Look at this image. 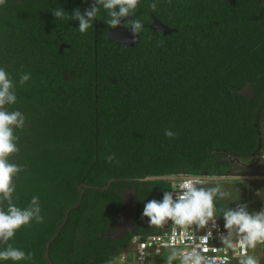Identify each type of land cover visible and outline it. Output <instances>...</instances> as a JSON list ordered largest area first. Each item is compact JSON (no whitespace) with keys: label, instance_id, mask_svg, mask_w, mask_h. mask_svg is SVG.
I'll list each match as a JSON object with an SVG mask.
<instances>
[{"label":"trees","instance_id":"1","mask_svg":"<svg viewBox=\"0 0 264 264\" xmlns=\"http://www.w3.org/2000/svg\"><path fill=\"white\" fill-rule=\"evenodd\" d=\"M21 1L0 9V67L17 82V103L8 110L26 121L15 130L19 152L10 159L23 168L14 202L26 208L38 197L44 218L9 241L32 254L29 264H48L46 245L78 203L80 184L92 188L53 242V264H108L131 243L134 234L104 238L125 208L122 195L159 200L173 188L144 178L226 177L228 156L260 153L264 0H184L171 10L175 33L150 32L135 48L94 24L86 34L56 35L58 0H31L26 11ZM63 45L70 48L61 53ZM24 74L31 78L20 86ZM248 86L254 98L241 94ZM250 192L240 205L252 211Z\"/></svg>","mask_w":264,"mask_h":264},{"label":"clouds","instance_id":"2","mask_svg":"<svg viewBox=\"0 0 264 264\" xmlns=\"http://www.w3.org/2000/svg\"><path fill=\"white\" fill-rule=\"evenodd\" d=\"M87 2V0H85ZM141 0H91L87 10L76 8L68 17L78 22V30L86 34L98 19L101 11L107 13L106 25L109 29H116L124 23H130L128 30L132 40L143 30L144 25L139 19L133 17ZM6 5V0H0V9ZM153 2L151 7L156 8ZM64 7L58 6L52 10L55 20H63L66 17ZM29 74L21 75L19 85L23 86L30 80ZM17 82L10 78L8 72L0 67V264H29L32 254L14 247L12 241L17 232L30 226L33 221L43 223L41 207L38 197H33L26 208L16 205L14 180L23 171L20 165L10 162L11 157L19 152L15 130L23 129L25 116L19 110L9 111L8 107L17 103ZM168 137H173L170 130L165 132ZM261 155V153H260ZM109 161L113 157H108ZM205 181L195 178L182 180L172 192H163L162 199H151L144 204L142 217L147 218L151 226L161 227L168 222L173 225L171 243H183L185 236L193 240L187 229L193 225L205 228L209 223L216 227V217L222 214L224 231L220 234L221 242L226 246L223 251L231 249L239 264H260L256 255H250L249 250L259 247L264 248V209L249 211L247 205L236 207H224L218 209L216 202L231 196L226 191L224 184L226 178L211 176L207 183L209 186H201ZM181 229L177 237L175 229ZM212 233L200 238L199 243L183 249L172 248L167 254L166 264H214L215 257L204 255L209 249L205 246L208 237ZM213 252L216 249H212ZM124 254L113 257L108 264H125Z\"/></svg>","mask_w":264,"mask_h":264},{"label":"flooded vegetation","instance_id":"3","mask_svg":"<svg viewBox=\"0 0 264 264\" xmlns=\"http://www.w3.org/2000/svg\"><path fill=\"white\" fill-rule=\"evenodd\" d=\"M29 2L31 3V0H22L21 1V4L23 5L24 11H26ZM153 2H155L157 5L155 10H153L151 7V4ZM179 2H184V0H141V3L139 4L137 10L135 11L133 17L130 18V19H139L142 22V24L144 25L143 30L138 34L139 41L135 47L140 45V43H142V39H143L142 37L146 36V35L148 36V33H150V32H152L156 35H160V34H163L164 32L159 28H169V29L173 30V28L169 25L171 10L175 6H177V4ZM90 4H91V0H87V2H85V0H58L56 5H55V8H57L58 6H62V7H64V9L66 11H69V12L66 14V17L63 20H55V18L53 17L54 18L53 23H54L55 27L57 28L55 30L56 35L57 34L66 35L67 33L79 31L78 30V22L72 21L68 17L71 16V11L75 10L76 8H81L82 10L86 11L87 8L90 6ZM107 19H108L107 13L102 10L98 19L93 24H94V27L96 29L99 27L103 31H106L108 34V37H110V32L112 30H115V29H109L107 27V25H106ZM130 28H131L130 23H124L120 27H118L117 30L120 33L119 38L122 39V38L128 37V35L130 34L128 30ZM154 28H156V29H154ZM152 36H154V35H152ZM62 47H69L70 48L69 45H63ZM62 47H61V49H62ZM65 49H68V48H65ZM64 50H63V52H64ZM60 52H61V50H60ZM63 52H61V53H63ZM252 95H250V97L254 98V94H252ZM259 155H260V153H259ZM229 161L231 162V160H226L223 162V165H225L227 168H229V166H231L230 164H227V162H229ZM239 161L240 162L236 163V161H235V163H233L232 173H241V172H244L246 169H251V168L254 169L255 166H257V165L259 166V164H261V162L262 163L264 162V161H262V157H259V156L256 158V162L258 164L254 165V166H253V164H255L256 162L253 164L252 163L251 164H245L241 160H239ZM250 166H252V167L249 168ZM227 172H228V169H227ZM133 193H134V191H133ZM131 196H134V194H132ZM138 201L140 204L143 200L142 201L138 200ZM123 210H125V208ZM131 211L133 212L134 210L132 209ZM132 215L133 214H131L129 217L123 215V216L119 217L118 219L116 218L115 225H113L112 229L109 231V233H107L108 235L110 234V238H108V239L123 241V240L129 238L131 235H133L132 231L135 229L136 226H137V229L139 230V233H140L141 229H143L141 221H140V219H134V223H133L134 226H132L130 223V219L133 218V217H131ZM124 232L129 233V235L127 237H124V235H125ZM111 236H114V237H111Z\"/></svg>","mask_w":264,"mask_h":264},{"label":"water","instance_id":"4","mask_svg":"<svg viewBox=\"0 0 264 264\" xmlns=\"http://www.w3.org/2000/svg\"><path fill=\"white\" fill-rule=\"evenodd\" d=\"M118 28H116L115 30H112L110 32V37L111 39L116 43V44H120V45H124L126 47H134L138 41H139V38L138 36L135 38V40H132L130 34L128 35V37H125V38H119V31L117 30ZM156 29V28H154ZM161 29L163 32H164V35L165 36H168V35H172L173 33L176 32V30H171L169 28H159ZM65 48H69V47H62L61 49V52H63V50ZM66 75V80H69L71 79V75L70 74H65ZM116 83V82H115ZM246 93H249L250 95H252L253 93L250 91L249 89V86L243 91L241 92L242 95H246ZM253 96V95H252ZM260 150H262V144L260 146ZM261 152V151H260ZM259 156L256 155L255 157L253 158H257ZM228 159L231 160V162H227V164H230L231 166H229L228 168V175L224 178H226V181H234V180H245V181H253V180H264V166L262 165H257L255 166L254 169H252L250 166L249 168L251 169H246L244 172H241V173H232V166H233V163H236L237 162H240L238 157H235V158H231L230 156H228ZM258 161V160H257ZM186 178H189L187 176H173V177H146L143 179L144 182H172V183H178V182H181L182 180L186 179ZM204 180H206V182L208 181L209 178L207 177H203ZM113 181H110L108 186L105 188V190L109 189V187L111 186ZM92 187L90 186H87L85 184H80L78 189H79V201L78 203L75 205V206H72L70 209L67 210L66 214H65V218H64V221L63 223L61 224V226L58 228L56 234L48 241L47 245H46V252H45V259L46 261L48 262V264H53L52 261L50 260V248L53 244V242L58 238V236L60 235L62 229L66 226L67 222H68V219H69V216L71 214V212L73 210H76L78 208L81 207L82 205V202H83V196H84V190H87V189H90ZM134 196H131L132 193L127 191L125 194L122 195L123 199H124V205H125V210L117 213L116 215V218L118 219L119 217L125 215V216H130L131 214H133L130 219V223L132 226L133 223H134V219H140L141 221V224L143 226H151L147 223V218H144L142 217V212H143V208H144V204L147 202V201H142L140 204H139V201H138V198H137V194H136V191H134ZM134 210L133 212L131 210ZM129 219V218H128ZM171 224V222H168L166 223L165 225L163 226H169ZM152 227H156V226H152ZM165 232V231H164ZM111 233V232H110ZM132 233L135 235V236H138L139 235V230L137 229V226L135 227V229L132 231ZM124 237H127L129 235V233H126L124 232ZM111 237H114V236H111ZM104 238H110V234H106L104 236ZM123 239V238H122Z\"/></svg>","mask_w":264,"mask_h":264},{"label":"built area","instance_id":"5","mask_svg":"<svg viewBox=\"0 0 264 264\" xmlns=\"http://www.w3.org/2000/svg\"><path fill=\"white\" fill-rule=\"evenodd\" d=\"M187 177L200 179L205 181L206 183V180H204L203 177H192V176H187ZM179 183L180 182L173 183V188L170 192H172L174 188L178 187ZM205 183L201 186H204ZM180 231L181 229L179 228L175 229L177 237H179ZM223 231H224V227L218 221V219H216V227H213L211 222L205 228H198L196 225H193L187 229V232L192 235L193 240H189L187 236H185L183 243H171L169 247H164L165 243L170 241V238L173 234V225L170 224L169 228L161 234L148 235L145 239H142L141 237H135L133 239V242L136 244L137 247L136 259L139 264H149L150 253L158 257L166 250L171 251L172 248H177V249H183L185 247L191 248L194 246V243L200 242L201 237L206 236L208 235L209 232H211L212 235L208 237L207 243L205 245L209 249V251L207 253H204V255L209 257H215L216 259L214 261V264H231L234 259H238V258L233 256L231 249H228L227 252L223 251V249L226 247L221 242L220 234ZM214 248L216 249L215 252L212 251V249ZM152 264H159V263L154 262Z\"/></svg>","mask_w":264,"mask_h":264},{"label":"crops","instance_id":"6","mask_svg":"<svg viewBox=\"0 0 264 264\" xmlns=\"http://www.w3.org/2000/svg\"><path fill=\"white\" fill-rule=\"evenodd\" d=\"M262 147L264 149V133H263V137H262ZM254 165H256V164H254ZM259 165L264 166V162L261 163V164H259ZM246 182H248V183H246ZM250 182L264 184V180H255V181H245L244 180L243 182L240 181V183H244V185H243V188H244L243 191L246 190V188H249V187L251 189L250 194L252 195V198H253L252 199V211H255L256 210L255 209L256 207H257L258 210L264 209V206L261 205L262 203H264V198L261 197V198H258L257 199V193H258L259 190H260V192L262 190H264L263 189L264 188V185H262V187L257 185L258 188L254 191V189L251 186L248 185ZM228 183H229V185L231 187L232 182H228ZM254 183H252V184H254ZM240 199L238 201H236V203H233L235 201L232 202L231 199H227L228 202H227V205L226 206L227 207H236V206L240 205ZM216 219H218V221L223 225L222 214H219L218 213ZM169 226H161V227L143 226V229L146 230V231H149V233L151 231H153V230H159L162 233V232L166 231L169 228ZM143 229H141V230H143ZM135 237H140V235L134 236L133 239ZM133 239H132V242L131 243H129L122 250H120V252L117 254V256H119L121 254H124V256L126 257L125 264H139L138 261H137V259H136L137 247H136V244L133 242ZM169 252H170V250H166L160 256H158V257H156L152 253H150V256H149V264H152L154 262H158L159 264H166V257H167V254ZM259 260L262 262V264H264V251H261L260 252ZM231 264H239L238 259H234Z\"/></svg>","mask_w":264,"mask_h":264},{"label":"rangeland","instance_id":"7","mask_svg":"<svg viewBox=\"0 0 264 264\" xmlns=\"http://www.w3.org/2000/svg\"><path fill=\"white\" fill-rule=\"evenodd\" d=\"M261 128H264V113H263V117L261 120ZM263 132H264V130H263ZM260 153H261V155H259V157H262V161H264V149H263V147H262V150ZM241 161L245 164H251V163L253 164L256 162V158L241 159ZM255 164H258V163L256 162ZM253 166H254V164H253ZM236 181H242L243 182L244 180L239 179ZM253 181H255V180H253ZM252 183H254V182H250L248 185L251 186L254 189V191L258 188L257 185L261 186V187H262V185H264L261 183H254V184H252ZM243 185H244V183H232L231 187H230L229 183L224 184L225 190L231 193V196L229 198L231 199L232 202L235 201L233 203H236V201H238L243 196V189H244ZM261 197L264 198V190H262L261 192L259 190L257 193V199L261 198ZM227 202L228 201H226V204H227ZM261 205L264 206V203H262ZM255 209L258 210L257 207ZM261 251H264V248H261L258 246L257 249L250 250V255H256L259 258ZM260 264H262L261 261H260Z\"/></svg>","mask_w":264,"mask_h":264},{"label":"bare ground","instance_id":"8","mask_svg":"<svg viewBox=\"0 0 264 264\" xmlns=\"http://www.w3.org/2000/svg\"><path fill=\"white\" fill-rule=\"evenodd\" d=\"M163 233V232H162Z\"/></svg>","mask_w":264,"mask_h":264}]
</instances>
